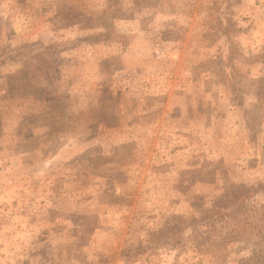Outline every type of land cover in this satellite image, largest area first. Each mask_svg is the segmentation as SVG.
Returning a JSON list of instances; mask_svg holds the SVG:
<instances>
[{"label":"rangeland","instance_id":"374dc122","mask_svg":"<svg viewBox=\"0 0 264 264\" xmlns=\"http://www.w3.org/2000/svg\"><path fill=\"white\" fill-rule=\"evenodd\" d=\"M2 147L0 264H264V0H0Z\"/></svg>","mask_w":264,"mask_h":264},{"label":"trees","instance_id":"16d2710c","mask_svg":"<svg viewBox=\"0 0 264 264\" xmlns=\"http://www.w3.org/2000/svg\"><path fill=\"white\" fill-rule=\"evenodd\" d=\"M235 200H237V205H240V204H242L243 203V200H245V197H242V198H240V197H236V199Z\"/></svg>","mask_w":264,"mask_h":264},{"label":"crops","instance_id":"0c3cea01","mask_svg":"<svg viewBox=\"0 0 264 264\" xmlns=\"http://www.w3.org/2000/svg\"><path fill=\"white\" fill-rule=\"evenodd\" d=\"M4 151H5V149L3 147L0 148V155H2L3 153H5Z\"/></svg>","mask_w":264,"mask_h":264}]
</instances>
